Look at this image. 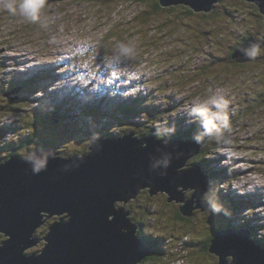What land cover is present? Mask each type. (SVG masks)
<instances>
[{"label": "rangeland", "instance_id": "obj_1", "mask_svg": "<svg viewBox=\"0 0 264 264\" xmlns=\"http://www.w3.org/2000/svg\"><path fill=\"white\" fill-rule=\"evenodd\" d=\"M152 2L147 0L148 5ZM217 2L222 5L216 6L219 12L214 11L213 15L210 11L203 17L199 14L205 11L190 14L178 4L148 17V5L141 0H45L36 22L20 11L19 4L14 12L0 4V89L14 85L13 89L19 90L16 84L36 81L32 85L36 89L29 96L22 93L19 99L21 90L17 95L13 93V100H3L7 96L1 95L0 127L11 126L15 121L21 132L25 125H36L44 135L71 139L62 144L60 140L53 141L59 142L62 149L54 147L57 154L78 156L96 135L114 137L134 130L136 135L152 133L167 139L175 133L204 136L209 130L204 113L211 115L219 110L214 97L221 103L227 101L229 124L240 103L250 102L255 93L264 91V59L242 60L239 51H235L239 56L234 60L227 58L249 32L248 40L254 39L253 44H258L264 54V14L248 0ZM225 5L230 7L228 16ZM254 9H258L256 14L252 13ZM148 91L154 98L143 96ZM118 97L135 101L138 110L142 109L140 101L143 107L149 104V111L154 112L144 118L132 111V119L119 123L114 117L111 123H115V131H101L90 124L88 130L80 128L77 138L67 135L74 126L82 124L73 123L72 119L84 115L83 106L91 104L84 109V121L90 119L89 114L112 117L101 106L113 109ZM13 106L22 109L16 111ZM40 111L42 114L36 113ZM56 112L58 117L67 115L66 122L73 123L70 128L63 127L62 119L57 125L47 122L52 119L57 123ZM243 114L246 116H237L230 128L224 127L222 119H216L217 130L207 133L201 151L187 161L192 162L190 166L201 164L210 176L205 197L210 194L217 202L210 200L218 210L208 218L213 226L217 225L216 219L220 222L216 230L255 228L251 237L264 247V103H258L254 112L247 109ZM142 120L146 127H142L145 123L140 125ZM9 137V133H3L1 140ZM33 149L28 147L15 155H31L37 150ZM143 190L127 205L132 206L131 218L136 222L144 218L145 232L151 229L166 238L168 264H216L218 257L208 249L201 251L199 246L210 223L197 216L191 217L190 222L180 221L175 215L180 212L181 203L167 201L166 192L148 198ZM192 193L193 189L186 191L189 196ZM146 206L150 213L145 212ZM222 220L232 223L221 226ZM44 229V225L39 226L36 236H43ZM45 242L42 240L26 252L39 253Z\"/></svg>", "mask_w": 264, "mask_h": 264}, {"label": "water", "instance_id": "obj_2", "mask_svg": "<svg viewBox=\"0 0 264 264\" xmlns=\"http://www.w3.org/2000/svg\"><path fill=\"white\" fill-rule=\"evenodd\" d=\"M217 1L160 0L163 6L186 4L195 11H211ZM248 1L264 14V0ZM253 43L247 40L236 49L242 60L252 59L244 50ZM206 138L163 140L130 131L95 136L89 150L78 156L59 155L51 147L37 149L27 155L30 159L10 156L0 163V231L8 236L0 243V264H139L152 248L137 234L131 210L118 203L149 188L150 194L161 190L169 195L167 201L183 202L181 214L193 215L204 205L210 176L199 163L184 166ZM36 160L47 161L39 172ZM62 212L68 215L44 237L36 236L46 213ZM42 240L39 253L26 252ZM208 249L218 257L217 264H264V247L250 229L219 228Z\"/></svg>", "mask_w": 264, "mask_h": 264}, {"label": "trees", "instance_id": "obj_3", "mask_svg": "<svg viewBox=\"0 0 264 264\" xmlns=\"http://www.w3.org/2000/svg\"><path fill=\"white\" fill-rule=\"evenodd\" d=\"M141 1L145 2V4L148 5L147 0H141ZM218 5L221 6L222 4H220V2L215 3L213 9L209 13L210 15H213V12L214 11H215L214 14H216V13L219 12V10H217ZM173 7L176 8V5H173L171 7L170 6L169 7H165V6H163L161 4L160 0H153L152 4L151 5H148V7L146 8L145 14H146V16L149 17L150 15L156 14V12H159V10H164V9L173 8ZM181 7L184 8V9H186L188 11V13H190V14L196 13V11H194L190 6H187L186 4L181 5ZM224 8H225V12H226L225 15L228 16V14L230 13V7L225 5ZM252 11H253L252 12L253 14H256L258 12V9L257 10L254 9ZM207 14H208L207 11H205V12L200 13L199 15L201 17H203V16H206ZM249 33L251 34V32H249ZM249 33L245 34L241 38V40L239 42L240 43L241 42L244 43L245 41H247L248 38H249L247 35H250ZM236 49H237V47H235L234 50L232 49V51L227 56V58L229 57L228 59H230L231 61L234 60V58H235L233 56V53H234V51ZM260 56H261V58L259 60H257V58L249 59V60H256V62L257 61H263L264 57H262V56H264V54L263 53L262 54L260 53ZM227 58H225V59L227 60ZM43 75H47V74H43ZM43 75L40 74L38 76H43ZM39 78L42 79V77H38V80H39ZM29 82H30V84L28 82H23L25 84L26 83L29 84V86L32 87L29 90V87H27V84H26L25 91L23 92V94H26L27 96H29L31 94L30 92H33L36 89L35 86H32V85L36 84V81L34 82V79H33V80L29 81ZM13 84H15V83H13ZM11 87H10V89H11ZM10 89H6L7 91H5V93H4L6 96H8L7 92ZM23 89H24V86H22V90ZM1 91H4V90H1ZM254 95H255L254 98H251L250 99V102L246 99L247 101H244L243 103H240V105L238 106L239 109L237 110V115L232 119L231 122H229L230 126L233 123H235V119H236L237 116L242 115V116H240L239 119H242L243 117L246 116V114H243V111H245L247 109H251L252 112H254L257 109V107H258V103L259 104H261V103L263 104L264 103L263 102V100H264V91H261L260 94H259V92L257 94L255 93ZM27 103H28V101H27ZM13 108H14L13 110H16V111L19 110V109H22V108L17 109L16 106H13ZM122 110H125V111L122 112L119 116H116V110H115L114 115L108 113V115H112V117H109V116H107V117L108 118H114L115 117V119L118 118L117 122H121L122 119H124V118H130L131 116H134V115H132V111L133 112H136L137 111V109L135 107L130 108V107H125V106H124V108ZM41 112L42 111L36 112V113H41ZM7 113H9V112H7ZM52 113H55V112H52ZM3 115L5 116V112H4ZM50 115L52 116L53 114L50 113ZM58 116H59V112L58 113L56 112L55 118L57 119ZM89 116H90V114H89ZM63 117L64 116L61 117L62 122H63ZM0 120H1V118H0ZM25 121H26V118H25ZM78 121L76 120V123H78ZM146 121H147V119H146ZM47 122L49 124H53V125L54 124H56V125L58 124V123H54V121L52 119H47ZM72 122L75 123L74 121H72ZM72 122H70V123H63V124H65V125H63V127L66 128V129L70 128L71 125L73 124ZM94 122H95V120L93 121V119H89V121H87V122H82L81 125L78 124V125L74 126L72 128V130L70 131V133H68L67 135H69L70 137H73L74 136V137L77 138L78 136H80V133L82 132L80 130V128H85V129L88 130V128L90 127L89 125L90 124H93ZM1 123H0V125H1ZM16 123L17 122L14 121L13 124H11V126L0 127V133L1 132H5V133L8 132V133H10L11 135H13L16 138L14 140L8 141L7 143L6 142H1L0 143V161L6 159L8 157H10L13 154H19L20 151H22L23 149L28 148V147H33L34 150L36 148L38 149V148H41V147H51V148H54L55 147V148H57L58 151H60V150H62L60 148V143L62 144V142L64 143V141H70L71 140V139L70 140H65V139H61L60 140L59 138H55V137H51V136L49 137L48 135H44L41 132V130L39 129V127L36 126V125L35 126L34 125L33 126L25 125V129L20 132V130L18 129V125ZM26 123H27V121H26ZM140 125H142V124H140ZM146 125H147V123H145L144 126H142V127H146ZM139 128H141V127L139 126ZM216 128H217V126L214 124L211 127V131L208 130L207 133L210 135V133L213 132V131H215ZM98 130H100V129H98ZM141 130H143V129L141 128ZM207 133L205 135H207ZM96 136H100V135H96ZM174 136H176V135H174ZM174 136H172V137H174ZM188 136H191V135L187 134L186 137H188ZM100 137H102V135ZM186 139H188V138H186ZM0 140H1V135H0ZM54 140L55 141H59L60 140L59 141L60 143L59 142L54 143L53 142ZM89 146H90V143H89ZM63 149L64 150H69L68 148H63ZM84 149H81V151H86V148H84ZM81 153L82 152H80V154ZM26 154H28V153H26ZM210 174L212 176V173H210ZM211 193H212V191H211ZM187 196H189V195H187ZM206 197H207L208 200H211L215 204H217L216 200L214 199V197H212V195L208 194ZM133 200H135V199H133ZM147 207L148 206H146V208ZM216 207L217 206H215V205H214V208L211 207L212 211H215V210L217 211L218 209H216ZM127 208H130V210H131L132 206L131 207L130 206H127ZM212 211H211V214L213 213ZM145 212L146 213H150L149 208H147V210ZM132 216H134L133 213H131V217ZM61 217L62 216H52V217H48L46 219V221L43 223V225L45 226V229H44V231L42 232L41 235H43V237H44L46 235V233L48 232L50 226L55 221L59 220ZM175 217L178 220H180V221L183 220L185 223L191 221V220H189L190 219L189 216H184L183 214H181V212L176 213ZM143 219L144 218H139V219H137L138 220L137 222L140 225H144ZM213 221H214V219H213ZM203 222L206 223V224H208V225L210 223V225H211V219L207 220V219H205V216H204ZM215 222H216L217 225H215L214 228L218 227L219 224H220V222L217 219L215 220ZM221 223H222L221 226H227V225L231 224L232 221L225 222L224 220H222ZM247 228L251 229V231L253 233H256V231H257V230H255V228H252V227H249V226ZM139 232L140 233H138V234L143 239V241L146 242V243H148L150 246H152V249H153L152 252L150 254H148L139 264H168L170 262V260L167 258V253L168 252H166V251H167L168 248L165 247L166 246V244H165L166 238L163 237V236H161V235H159L158 233L155 235V232L152 231L151 229H149V232H145V229H142ZM0 234L3 236V239H0V243H1L7 237H6V235L4 233H0ZM213 236H214V234L209 236L208 240L205 241L206 244H203L202 246L199 245L200 248L203 249V250L208 249L209 248L210 241H211V238H213ZM186 243L189 244L190 242L189 241H186ZM196 246L198 247V245H196ZM174 259H177V257H174ZM174 259H171V260H174Z\"/></svg>", "mask_w": 264, "mask_h": 264}, {"label": "clouds", "instance_id": "obj_4", "mask_svg": "<svg viewBox=\"0 0 264 264\" xmlns=\"http://www.w3.org/2000/svg\"><path fill=\"white\" fill-rule=\"evenodd\" d=\"M45 3V0H0V4H3V5H6L10 10H12L13 12L16 10V6H17V4H19V8H20V11L25 15V16H27L31 21H33V22H36V21H38L39 20V10H40V8L43 6V4ZM183 5V4H182ZM188 6V5H187ZM194 10V9H193ZM195 11V10H194ZM237 48H238V46H237ZM127 50V49H126ZM236 51V50H235ZM234 51V52H235ZM245 52H246V54L250 57V58H255V57H257L259 54H260V46L258 45V44H253L251 47H249V48H247V49H245L244 50ZM233 56H234V53H233ZM235 57V56H234ZM47 79V78H46ZM119 91V93L121 92V90H118ZM110 92H112V88L110 89ZM144 97H153L154 98V96L150 93V91H148L145 95H143ZM131 98H130V100L132 99L133 100V96H130ZM143 97V98H144ZM142 98V99H143ZM141 99V100H142ZM152 102V101H151ZM213 102H215V103H217V106H218V111L217 112H214V113H211V115H209V113L206 111L204 114H205V116H206V119H205V124H206V126H208L209 127V131H211V127L214 125V123H215V121H216V119H222L223 121H224V127L225 128H230V125L228 124V122H227V115H226V112H227V101H224V102H220L218 99H216L215 97L213 98ZM133 103H134V105H135V108H136V104H135V101H127V99H126V97L125 98H120V97H118L117 98V100H116V102L114 103V108L113 109H109L107 106H101L102 108H103V110L104 109H106V110H104L106 113H109V114H112V115H114V110H116V116H119L122 112H124L125 110H121L122 108H124V106L123 105H131V108L132 107H134V105H133ZM89 106H91V104H88V105H85V106H83L82 107V109H83V113H84V115H85V112H84V109L86 108V107H89ZM92 106H95L94 104H92ZM144 105H141V101H140V106H139V109H141V110H138L137 108V116H139V115H142L144 118L146 117V115H149V114H151V113H153L154 111L153 110H151V111H149V108H148V106H149V104L148 105H146L145 107H143ZM125 107H127V106H125ZM116 108V109H115ZM144 111H146V112H148L147 114H143V112ZM77 112V111H76ZM69 112H67L66 111V114H68ZM8 114H11L12 115V113L11 112H9ZM81 115V117L80 118H78L76 115L74 116V118L72 119V121H74V122H76V120L78 121H82V122H87V121H84V120H82L81 118L82 117H87V115ZM89 116V115H88ZM62 117V116H61ZM61 117H57V121L58 122H60L61 120ZM89 118L90 119H94L95 120V122L93 123V125L96 127V128H99L101 131H102V129L104 128V129H107V128H110V130L111 131H115V127H112V126H115V123H111L112 121H115V119L114 118H108L107 116H104V117H101V118H97V117H94V116H89ZM133 118V116H131L129 119H132ZM124 119H127V118H124ZM67 121V116L65 115V117H63V122L62 123H67L66 122ZM78 121V122H79ZM89 121V120H88ZM116 123H119V122H116ZM143 123H145V121L144 120H142V122H141V124H143ZM95 124H98V125H95ZM131 126V128L133 127V124L132 125H130ZM131 131H134V130H131ZM130 132V131H129ZM3 133H5V132H1L0 133V135H1V138H2V135H3ZM8 133V132H7ZM117 133V132H116ZM124 133V132H123ZM117 135H118V133H117ZM143 135H146V134H143ZM150 135H155L156 137H158V138H160V139H163V140H169V139H167V137H161V136H157L156 134H150ZM175 135L176 136H182V138L183 139H186V138H191V139H193V140H195V141H200V140H202L203 138H205L206 136H208V135H204V136H199V138H197V137H194V135H192V134H189V135H191V136H188V137H186L185 135H184V133L182 134H178V133H175ZM9 138H7V139H2V140H0V143L1 142H8V141H10V140H14V139H16L13 135H11L10 133H9ZM103 136V138L105 137L104 135H102ZM114 136H116V135H114ZM146 136H149V135H146ZM108 137H113V136H109L108 135ZM194 137V138H193ZM171 138H173V137H171ZM170 138V139H171ZM94 140H95V137H94ZM87 152V151H86ZM13 155H15V154H13ZM13 155H11V156H13ZM9 158V157H8ZM8 158H6V159H8ZM6 159H4V160H6ZM25 159H30V157H27L26 155H25ZM4 160H2V161H0V163L1 162H3ZM194 162H196V161H194ZM192 163V162H191ZM46 164H47V161H42V160H36L35 161V166H34V170L36 171V172H39L40 170H42L43 168H45L46 167ZM187 164H188V161H187ZM146 189H148V188H146ZM149 190V189H148ZM209 192V191H208ZM211 202V201H210ZM130 209V208H129ZM133 211L131 210V213H132ZM131 213H130V218H131ZM132 219V218H131ZM135 221V220H134ZM138 223V222H137ZM139 224V223H138ZM144 226V225H143ZM137 234H138V232H137ZM139 235V234H138ZM146 243V242H145ZM147 244V246H149V247H151L152 248V246H150L148 243H146ZM153 250V249H152ZM152 250H151V252H152ZM177 260H179V259H177ZM218 261V260H217Z\"/></svg>", "mask_w": 264, "mask_h": 264}, {"label": "flooded vegetation", "instance_id": "obj_5", "mask_svg": "<svg viewBox=\"0 0 264 264\" xmlns=\"http://www.w3.org/2000/svg\"><path fill=\"white\" fill-rule=\"evenodd\" d=\"M249 34H250V33H249ZM250 35H251V34H250ZM250 35H247V36L250 37ZM239 43H240V42H239ZM239 43H238V45H240L242 42H241L240 44H239ZM238 45H237V46H238ZM237 46H235V47H237ZM235 47H234V48H235ZM234 48H233V50H234ZM255 58H257V60H259V59L261 58L260 54H259L257 57H255ZM252 59H254V58H252ZM12 82H13V81H12ZM11 84H13V83H11ZM21 85L24 86V89H23V90H22V86H21ZM11 86L14 88L13 85H11ZM16 86H18L19 90H14L12 87H11V89H10V88L8 87V88L10 89V90L7 92L8 96H7V97H4V98H1V95L4 94L5 91H7L6 89H8V88H5L4 91H1V90H0V98L3 99V100H8V99L10 100V99L12 98V100H13V96H14L13 93H15V94L17 95V92H19V91L21 90L20 97H19V99H20V98L22 97V93L25 91L26 84H25V83H20V84H16ZM9 93H10V94H9ZM4 95H5V94H4ZM19 99H18V100H19ZM14 101H15V100H14ZM56 121H57V119H56ZM57 123H58V121H57ZM36 149H37V148H36ZM36 149H35V150H36ZM38 149H39V148H38ZM35 150L33 149V152H34ZM88 150H89V146L86 148V151H88ZM86 151H84V152H86ZM84 152H83V153H84ZM18 155H20V153H19ZM188 164H189V165H188ZM188 164H187V165L190 166L191 163L188 162ZM145 190H146L145 192H146L148 198H150L149 196H152V195H155V194H156V193H155V194H150V192L147 193V189H145ZM162 193H165V192H162ZM157 194H158V193H157ZM190 196H191V194H190ZM190 196H189V197H190ZM206 196H207V195H206ZM209 202H210V200H208L207 197H204V200H203V202H202V204H201V205L204 204L203 206H201L202 209H201L200 207L197 208L196 210L193 211V215H191V216H189V217H190V218H191V217L194 218L195 216H197V217H204V216H207V220H209L208 218L210 217V213H211V211H212L211 207L214 208V205H212V203H211V202L209 203ZM148 203H149V202H148ZM209 204H210V205H209ZM148 205H150V204H148ZM211 205H212V206H211ZM131 210H132V208H131ZM209 210H210V212H209ZM204 212H209V213H204ZM212 212H213L212 214L214 215V212H215V211H212ZM212 214H211V215H212ZM184 216H186V215H184ZM213 217H214V216H213ZM144 225H145V224H144ZM142 229H145V227H144L143 225H140V224H139L138 229H137V232L140 233L139 231H141ZM215 230H216V228H214V226H213L212 224L209 225V226L204 230V232H203V235H204V236H202V238L199 239V242H200L199 244H200L201 246H202L203 244H206L205 241L208 240V238H209L210 235H213V234H214ZM200 249H201V248H200ZM208 250H209V249H208ZM201 251L205 252L203 249H202ZM211 253H212V252H211ZM213 254H214V253H213ZM214 255H215V254H214ZM215 256H216V255H215Z\"/></svg>", "mask_w": 264, "mask_h": 264}, {"label": "bare ground", "instance_id": "obj_6", "mask_svg": "<svg viewBox=\"0 0 264 264\" xmlns=\"http://www.w3.org/2000/svg\"><path fill=\"white\" fill-rule=\"evenodd\" d=\"M68 58H69V57H68ZM73 58H74V56H73ZM62 87H66V85H64V86H62ZM99 137H100V136H96V139L99 138ZM174 137H176V136H174ZM96 139H95V140H96ZM183 140H186V141H187V140L195 141V140H193V139H191V138L183 139ZM204 142H205V141H204ZM204 142H203V143H204ZM203 143L200 145L199 149L202 148ZM54 152H55V151H54ZM55 153H56V152H55ZM226 156H227V155H226ZM256 184H257V183H256ZM143 189H146V188H143ZM143 189H142V190H143ZM148 189H149V188H148ZM142 190L140 191V193L142 192ZM190 190H191V189H190ZM159 192H164V191L159 190L158 192H156V194L159 193ZM140 193H139V194H140ZM139 194H138V195H139ZM184 194H185V197H186V198L189 197V196H187L186 192H185ZM138 195H137V196H138ZM191 195H192V194H191ZM137 196H136V197H137ZM136 197L131 198V199L128 200V202H126L125 204H124L125 201H123V200H120L121 203H118V202H117V203H118V205H122V206H125V207L127 208L128 203H129L131 200H133L134 198H136ZM173 201L176 202L175 199H172L171 202H173ZM122 202H123V203H122ZM178 203H181V205L183 204V202H179V201H178ZM66 215H68V212H62V213H60V214H52L50 217H52V216H62V217H64V216H66ZM46 216H47V217H46ZM48 217H49V213H46L45 216H44L43 219H42V221H43V220H44V221L41 223V225H43V223L46 221L45 219L48 218ZM62 217H61V218H62ZM57 221H60V219L57 220ZM133 221H134V220H133ZM134 223H136V222L134 221ZM137 224H138V223H137ZM0 233H4V234H5V232H3V231H0ZM6 237H7L6 239H8V236H7V235H6ZM6 239H5V240H6ZM5 240H4V241H5ZM32 246H33V245H32ZM32 246H30V247H32ZM30 247H29V248H30ZM29 248H28V249H29ZM181 248H184V246L181 245ZM179 261H180V260H179Z\"/></svg>", "mask_w": 264, "mask_h": 264}]
</instances>
